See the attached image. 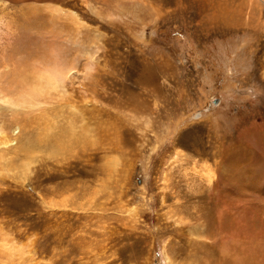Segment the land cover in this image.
<instances>
[{
    "label": "rangeland",
    "instance_id": "obj_1",
    "mask_svg": "<svg viewBox=\"0 0 264 264\" xmlns=\"http://www.w3.org/2000/svg\"><path fill=\"white\" fill-rule=\"evenodd\" d=\"M54 63L0 103V264H264V0H0L9 96Z\"/></svg>",
    "mask_w": 264,
    "mask_h": 264
},
{
    "label": "bare ground",
    "instance_id": "obj_2",
    "mask_svg": "<svg viewBox=\"0 0 264 264\" xmlns=\"http://www.w3.org/2000/svg\"><path fill=\"white\" fill-rule=\"evenodd\" d=\"M56 10V9H55ZM59 10V9H58ZM6 26L7 27H11L12 25H10V24H6ZM10 29V28H9ZM11 32V31H10ZM6 64V65H5ZM4 65H3V67L4 66H9L7 63H5ZM55 64V63H54ZM57 64V63H56ZM55 64V65H56ZM59 64V63H58ZM57 64V65H58ZM56 65V68H54V69H56L55 70V72H54V70L52 69V68H50L53 72H51V73H49V75H50V77L48 76V73L47 72H45V71H43V72H40L39 70H38V72H40V73H36L37 74V76H36V85L35 86H33V84L32 85H30L31 83H34L33 82V80H29L28 78H27V76L25 75V73H24V78H23V80H22V82H21V86H20V88H18V86L17 85H15V86H12V88H11V90L13 91V92H17L16 94L18 95L16 98H12V97H10L9 96V94H11V93H9L8 94V92H10V91H8L9 89H8V85H10V83L12 82V80H11V82H7V83H3V81L2 80H4V79H2L3 77H5L7 74L6 73H4L3 74V72L1 71V69H0V103H13V106H30V105H39L41 102H42V100L44 99L43 98V96L45 95V90H46V86H51V85H59V84H61V86H62V84H63V82H64V80H66L65 78H68V77H66L67 76V71H65V70H63L62 68H61V70H59L60 69V66H62V65H60V66H57ZM45 66V65H44ZM48 66V65H47ZM2 67V65H0V68ZM46 66H45V69L44 70H46ZM59 68V69H58ZM49 69V68H48ZM27 72V71H26ZM49 72H50V70H49ZM67 72V73H66ZM11 74L12 73H15L14 71H12V72H10ZM30 73V72H29ZM9 74V73H8ZM27 74V73H26ZM23 75V74H22ZM29 75V74H28ZM8 77V76H7ZM29 77V76H28ZM8 78H6V80H7ZM31 79V78H30ZM48 84V85H47ZM12 85H14L13 84V82H12ZM6 86H8V87H6ZM11 86V85H10ZM56 87V86H55ZM50 89H52V87L50 88ZM49 89V90H50ZM56 88H54L53 87V90H55ZM58 89V88H57ZM8 92H7V91ZM51 91V90H50ZM61 91H64V90H61ZM45 92V93H44ZM15 94V93H14ZM15 94V95H16ZM15 104V105H14ZM23 111V110H22ZM0 113H1V110H0ZM11 113V112H10ZM13 117H14V115H13ZM1 118V117H0ZM26 120V119H25ZM3 123H4V121H3ZM17 128V127H16ZM18 130V129H17ZM17 132H19V131H17ZM3 133L5 134L6 132H4L3 130H2V128L0 129V145H7V146H9V145H11V144H9L11 141V139H9L6 135H4V136H2L1 137V134L3 135ZM16 139V138H15ZM9 144V145H8ZM19 149H20V147H19ZM27 149V148H26ZM14 151V150H13ZM6 154V153H5ZM3 157H5L4 155H3ZM234 239V238H233Z\"/></svg>",
    "mask_w": 264,
    "mask_h": 264
}]
</instances>
